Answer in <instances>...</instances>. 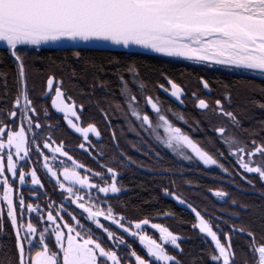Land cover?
I'll return each instance as SVG.
<instances>
[{"label": "snow or ice", "instance_id": "6c2138e0", "mask_svg": "<svg viewBox=\"0 0 264 264\" xmlns=\"http://www.w3.org/2000/svg\"><path fill=\"white\" fill-rule=\"evenodd\" d=\"M0 43L15 57L19 72V90L13 108L20 110V126L16 130H13L11 125L0 127V183L3 187L0 196V217L6 207L7 219L15 236L18 264H122L117 250L124 245V238L117 236L101 223L100 218L110 221L124 233L133 237L138 236L149 259L142 258L132 251L130 255L135 257L136 264L157 262L170 264L171 261H175V257L168 255L161 243H157L142 232L132 230H139L142 225H148L150 223L148 219L131 222L129 228L125 226L123 216L118 218V214L109 203V194L120 191L117 186L118 173L112 167H107L111 183L107 182L103 172L85 169V172H92V177L102 183L95 182L87 174L81 175L77 169L85 166L63 150L62 142L54 148L48 141L44 142L43 146L50 149L51 156H46L38 146L36 147V151L44 160L43 168L56 181L58 189L66 194L55 213L52 211L55 207L54 202L48 203L45 215L39 205L25 203L19 187L13 188L14 183L23 185L28 175L33 186L44 187L35 170L29 169L26 173L20 165V162L27 161L30 155L27 133L34 131L32 117L37 113L27 92L26 73L18 54L20 51L18 46L39 47L43 44H56L74 50L73 54L76 57L80 56L81 45L140 48L164 57H178L196 63H214L230 71L259 74L264 77V0H0ZM129 71L133 72L134 69L130 67ZM168 83L171 85L170 95L182 103V88L171 80ZM201 83L204 89H209L207 81L202 79ZM120 84V95L125 107L117 104L116 108L129 125L134 120L156 143L182 160L195 159L204 166H217L223 172H228V169L206 151L200 142L195 141L168 118L162 111L158 99L154 101L151 96L145 97L147 106L151 107L154 114V118L150 117L145 108L139 105L137 96L133 94L129 82L123 76L120 77ZM53 87L55 94L52 95L51 106L57 113H63L68 127L82 136L85 142L89 141L90 135L99 138L101 134L94 124L89 123L86 127L80 125L75 102H66V99L71 98H65L62 81L49 75L46 96L51 95ZM145 87L144 84H139L141 94ZM193 99L196 100L195 106L199 110L206 112L210 108L208 101L196 98L195 93ZM259 106L264 108V104ZM80 110H83L82 105ZM213 112L227 118L231 125L237 128L240 126L237 116L233 111L226 110L220 99L215 100ZM16 115L15 110L10 113L11 117ZM45 116L47 117V110ZM178 119L182 123H187L183 115ZM25 124L27 128L24 127ZM41 127L37 121L35 129ZM197 128L198 121L194 130ZM5 133L6 139L3 138ZM214 133L220 144L228 150V155L236 158L241 169L250 174H258L261 181H264V142L257 143L253 140L252 148L248 150L247 145L229 133L227 125L216 126ZM209 143L214 146L212 139ZM31 144H37L35 135L31 138ZM79 147L84 149L85 143H81ZM216 151L219 155H224L220 149ZM5 152L6 169L3 163ZM57 153L67 157L71 161V167H63L57 172L51 163L56 160ZM256 157L260 159L257 160ZM17 170L18 182L15 179L10 182L7 174L15 178ZM163 191L172 195L180 204L185 203L175 193H169L168 188H164ZM32 195L37 196L36 190H33ZM214 195L222 198L225 193L215 191ZM15 201H18L19 212ZM69 201L71 205L82 210L79 213L82 219L74 212L68 211L66 205ZM189 207L192 208L198 222L194 228H198L200 233H205L214 245L215 254L210 252V259L215 264L221 262L234 264V252L228 233L224 234V238L229 243H222L217 232L213 231L200 212L191 205ZM25 208L27 213L36 214L29 215L26 223ZM65 212L71 217L72 223L65 220L62 215ZM93 225L95 229L106 233L108 241L113 243L114 248L103 246L101 238L95 234ZM41 226L43 230H40ZM2 228L3 223L0 220V229ZM151 228L158 230L160 241L170 242L176 248L180 247L177 243L178 237L166 227L151 224ZM239 231L243 232L244 229ZM37 234L38 240L34 239ZM247 234L252 237L248 248L253 256V264H264V243H257L253 232L249 231ZM50 238H54L55 250L49 246ZM128 247L131 248V245ZM151 258H154V261ZM176 264L179 262L176 261Z\"/></svg>", "mask_w": 264, "mask_h": 264}, {"label": "trees", "instance_id": "16d2710c", "mask_svg": "<svg viewBox=\"0 0 264 264\" xmlns=\"http://www.w3.org/2000/svg\"><path fill=\"white\" fill-rule=\"evenodd\" d=\"M19 48L18 54L21 56L26 73L27 92L38 111V118L35 120L42 125L44 123L42 118L45 116L43 114L47 108L48 117L45 118L52 124L58 123L51 132V138L58 143L62 142L65 146L76 145L79 142V139L64 127L59 117L49 110L47 102L41 98L49 75L62 81L65 96L70 97L76 105L83 106L80 112L82 124L92 123L101 132L100 140L92 141L94 149L91 154L80 150L73 151V154L90 169L101 171L105 167H112L117 171L119 174L117 185L120 191L109 196V203L118 214V218L119 216L125 218L123 221L125 225L131 226V222L144 219L154 220L176 235L179 248L170 242L162 244L167 254L175 257V261H171L170 264H176V261L179 264H215L209 254L210 252L215 254L214 245L204 233L194 228L195 215L171 198L170 194H165L163 189L168 188L169 193H175L211 221L221 238L225 240L224 234L228 233L234 252V264H253V256L248 248L252 237L247 233L253 232L257 243H264V183L255 176L239 170L226 148L220 144L216 134L211 130L214 125L213 118L194 107L191 93L193 91L203 93L199 84L201 78L208 82L213 97H217L218 92L228 91L230 99H225V108L233 111L240 121L238 136L247 145H252L253 140L257 143L264 142V108L259 106L264 104V77L230 71L220 65L141 52L80 49V56L76 57L73 54L74 50L66 48ZM16 66L17 63L9 54L6 56L0 53V71L7 77L5 87L2 86L0 79V101L5 98L9 100L11 95L19 90L15 79ZM130 67L134 69L133 72L129 71ZM121 76L129 82V87L137 96L138 102H143L146 95H155L157 86L164 84L168 79L182 85L185 91L182 108L165 99L161 101V105L180 111L186 118L187 124L192 126V128L185 127L184 131L214 155L228 172H223L217 166H204L195 159L182 160L171 152H167L162 160L157 162V168H152L148 155H132L128 148L130 136L126 134L129 123L116 108L117 104L122 108L125 107L120 95ZM141 83L146 86L143 94L139 91ZM7 108L9 109V105ZM197 121L199 128L194 130ZM130 125L137 124L132 121ZM111 130L119 151L133 163L144 168L151 167L169 172L147 173L126 162L113 145ZM210 139L214 141V146L209 143ZM37 146L41 147L39 143ZM217 149H220L224 155H219ZM36 155L39 160L36 167L37 174L46 194L56 200L62 198L63 193L42 169L39 152ZM101 165L104 167L102 168ZM13 185L16 188L17 184ZM232 186L255 192L236 190ZM213 190L222 191L225 196L222 198L212 196ZM2 193L3 189L0 185V196ZM214 211L225 212L220 215L221 222L210 216ZM79 213H77L78 217ZM0 220L3 223V228L0 229V264H18L15 236L7 219L6 209ZM104 224L117 236L124 238V245L117 250L123 264H136L134 257L130 255L132 251L142 258L149 259L138 238L116 229L106 221ZM92 227L95 234L101 238L104 247L114 248L113 243L108 241L102 231ZM143 228L151 237L160 239V235L155 229H151V226L143 225ZM239 229L244 231L241 232ZM40 230H43L42 226ZM48 242L55 250L54 238H50ZM128 245H131V248ZM151 260L154 261L153 258Z\"/></svg>", "mask_w": 264, "mask_h": 264}, {"label": "flooded vegetation", "instance_id": "af4514ba", "mask_svg": "<svg viewBox=\"0 0 264 264\" xmlns=\"http://www.w3.org/2000/svg\"><path fill=\"white\" fill-rule=\"evenodd\" d=\"M0 53L4 54L7 56V54H9L12 58V60L16 62L15 58L11 55V53L7 50H5V47H0ZM17 69H14L15 70V79H16V83L18 82V76H19V72H18V65L16 66ZM0 79H1V83H2V86L5 87L6 86V75L2 73V71H0ZM171 80V79H168L164 84H160L157 86V93L155 95H147V96H151L153 98L154 101H156L158 99V102L159 104L161 105V101L163 99L173 103L170 99H168L161 91H160V86H164V87H168L167 85V82ZM46 83H47V80L45 82V88H46ZM200 84V83H199ZM182 86V85H181ZM201 87V85H200ZM45 88L43 90V93L41 95V98L44 99L46 102H47V105L49 106V110H51L57 117H59L60 121L63 123L64 127L70 132V130L66 127L64 121H63V117L61 115H58L56 114L51 106H50V101H51V98H52V95H54V91H55V88L53 87L52 91H51V95H48L47 97H43V94L45 92ZM210 88V87H209ZM202 89V87H201ZM184 90V88H183ZM211 90V89H210ZM63 91V90H62ZM202 92H203V98L206 99L209 103V105H213L215 106V100L216 99H219L217 97H213L212 96V91L210 94H206L204 92V90L202 89ZM64 93V92H63ZM18 95V91L16 90L12 95L11 97L9 98V100L7 98H5V100L3 101H0V127H3L5 125H11L13 130H16L19 126H20V110L19 108H16L14 109L13 108V104L15 102V99ZM65 96V94H64ZM146 96V97H147ZM184 96H185V91H184ZM183 96V98H184ZM67 96H65L66 98ZM182 98V99H183ZM192 98H193V94H192ZM196 98H199L197 97L196 95ZM201 98V97H200ZM8 101V102H7ZM66 101L68 103H72L70 101H68L66 99ZM195 103H196V100L194 99V107L196 108L195 106ZM212 103V104H211ZM174 104V103H173ZM9 105V109L7 108ZM175 105V104H174ZM76 111H77V114L80 116V106L76 105ZM34 107V106H33ZM178 107V106H177ZM35 108V107H34ZM144 108H145V111H147V113L150 115V117H152L154 114L151 110L148 109L147 107V104H146V99H145V103H144ZM36 109V108H35ZM197 109V108H196ZM16 111L17 112V115L15 117H11L10 116V113L12 111ZM45 110H47V117H48V109L45 108ZM198 110V109H197ZM200 111H203V110H200ZM36 113L37 115L32 117L33 119V132H29L27 133L28 137H29V142H30V155L29 157L27 158V161H30V162H27V161H22L20 162V165L24 168V171H29V169H33L37 172L36 170V167L38 166V163H39V160L37 158V151H36V147H37V144L36 145H32L31 144V138L33 137V135H35V139L37 141V143H39L40 145H42V142L43 140H47L49 139V136L51 137V132L55 129V127L58 125V123L56 124H52L49 122L48 119L45 118V116H43L42 120L44 121V123L42 124V127L40 129H35V123L37 122L35 119L38 118V111L36 109ZM29 115L31 116V110H29ZM45 115V113L43 114ZM55 120V118H54ZM80 125L82 127H86L87 125H84L82 124V121H81V117H80V121H79ZM96 126V125H95ZM178 126V125H176ZM25 128H27V125L25 124L24 125ZM97 127V126H96ZM180 127V126H179ZM98 128V127H97ZM127 135L130 136V140L128 139V148L130 150V152L132 153V155L134 156H138V155H148V158L150 159V161L152 162V168H157V162L161 161L162 160V157L167 153V152H170L168 151L166 148L162 147L160 144L156 143V142H151L147 136H145L146 134L144 132L141 131V129L139 128L138 125H129L127 126ZM100 132V131H99ZM72 133V132H70ZM73 134V133H72ZM101 134V132H100ZM74 135V134H73ZM4 136V135H3ZM76 136V135H75ZM78 139H79V142L76 144V145H68V146H65L64 145V148L65 150L70 154L72 155L76 160H78L80 163H82L81 160H79L74 154H73V151H77V150H80V151H83L85 153H88V154H91L92 153V150L94 149L93 148V142L94 140L98 141L100 140V137L97 138L95 136H89V141L85 142L84 141V138L82 137H78L76 136ZM110 137L113 141V145L115 147V149L117 150V152L124 158V160L128 163H130L131 165L137 167L138 169H140L139 167H142L144 168L143 166H140V165H137L135 163H133L131 161L130 158H127L125 157L118 149L116 143H115V138H114V133L113 131L111 130L110 131ZM145 138V139H144ZM147 138V140H146ZM52 139V138H51ZM54 140V139H53ZM139 141V142H138ZM81 143H85V148L84 149H81L79 147V145ZM35 146V148L33 147ZM34 151V153H33ZM36 152V154H35ZM177 157V156H176ZM178 158V157H177ZM43 161V160H42ZM41 161V163H42ZM176 161V160H175ZM82 165L85 166L86 169H90L88 166H86L85 164L82 163ZM159 166V165H158ZM107 167L104 168V170L106 169ZM149 169V168H147ZM82 171L80 172H83L84 174H87L89 175L90 177H92V172H98V170H92V172H86L85 173V170L81 168ZM153 173H156L158 171H160L159 169H150ZM103 171V170H101ZM163 171H167L169 172L168 170H163ZM117 172V171H116ZM170 173H176L175 171H170ZM119 175V174H118ZM19 176V170H17V174H16V178ZM38 176V174H37ZM39 177V176H38ZM92 179H94L95 182H98V180H95V177H92ZM17 180V179H15ZM12 180H10L11 182ZM54 182V181H53ZM55 183V182H54ZM2 183H0L1 185ZM14 184H17L16 187H19L20 188V191H21V194L23 195V197L25 198L26 202H40L41 205L44 206V208L48 209V203H53L54 204H61V201L63 200V197L64 195L66 194H63V197L56 200V199H53L51 197V195L49 194H46L45 190L42 188L41 190L37 189L36 187L34 186H31L27 183H24L23 185H18V183H14ZM56 184V183H55ZM2 186V185H1ZM13 188H14V185H13ZM232 188L236 189V190H240V191H244V192H255L254 190H246V189H241L239 188L238 186H232ZM15 189V188H14ZM33 190H36L37 192V196L36 198L33 197L32 195V192ZM43 190V191H42ZM59 190V189H58ZM61 191V190H60ZM217 191V190H213L212 191V196L214 195V192ZM222 192V191H221ZM215 196V195H214ZM15 203H17L15 201ZM16 206L18 207V205L16 204ZM66 207L68 208L69 211H72L74 212V214H77L78 212H81L82 210L80 209H77L75 205H71L70 201L68 202V204L66 205ZM6 209V207H5ZM53 210V209H52ZM225 214V212H222V211H214V212H211L210 213V216L214 219V220H217L219 222L222 221V215ZM221 215V216H220ZM65 220L67 222H70V218L67 216V219L66 216H64ZM101 221H104L102 218H100ZM105 222V221H104ZM107 222V221H106ZM226 242V240H225Z\"/></svg>", "mask_w": 264, "mask_h": 264}, {"label": "rangeland", "instance_id": "374dc122", "mask_svg": "<svg viewBox=\"0 0 264 264\" xmlns=\"http://www.w3.org/2000/svg\"><path fill=\"white\" fill-rule=\"evenodd\" d=\"M183 60H185V59H183ZM209 64H213V63H209ZM214 65H216V64H214ZM217 66H219V65H217ZM254 75H257V76H260L259 74H254ZM189 89V88H188ZM193 93H195L196 95H197V97H201V98H203V93H196V92H192L191 93V96H192V94ZM229 92L228 91H221V92H218V94H217V97L221 100V102H222V105L225 107V99H226V97H229ZM147 96V95H146ZM145 96V97H146ZM145 97H144V100H143V102H139V105L140 106H142V107H144V103H145ZM66 98H68V97H66ZM68 101H70V102H72V99H70V100H68ZM193 101H194V99H193ZM212 104V103H211ZM184 106V105H183ZM214 107L215 106H213V105H210V108L205 112V114H206V116H209V117H212L213 118V120H214V125L212 126V128H211V130L213 131V133H214V128L216 127V126H223V125H227L228 126V129H229V133L230 134H232L233 136H235L242 144H244V145H247L244 141H242V139L238 136V134H237V127H235V126H233V125H231L228 121H227V118H225V117H222V116H220V115H217V114H214V112H213V109H214ZM161 109H162V111L168 116V118L170 119V120H172L173 121V123L174 124H176V125H178V126H180L183 130H185V127H187V128H192V126H190L189 124H185V123H182V122H180L179 121V119H178V117L180 116V115H183L180 111H178V110H176V109H173V108H171V107H169V106H162L161 105ZM226 109V108H225ZM175 114V115H174ZM153 118H154V115L152 116ZM134 121V120H133ZM142 132H144L143 130H141ZM145 133V132H144ZM146 134V133H145ZM145 136H147L149 139H151L150 141L153 143V142H155L148 134H146ZM3 138L4 139H6L7 138V136H6V133L4 134V136H3ZM145 139V138H144ZM146 140H147V138H146ZM45 141H48L49 142V144L51 145V147L52 148H54V147H56V146H59V145H61V143H58V142H56V141H54L53 139H47V140H43V142H42V145H41V147H39V149H40V151H42L46 156H51L52 155V153H51V151H50V149H46V148H44V142ZM247 147H248V150H251V148H252V145H247ZM63 150L64 151H66L65 150V148H64V145H63ZM227 150V149H226ZM169 151V150H168ZM67 152V151H66ZM68 153V152H67ZM227 153H228V150H227ZM69 154V153H68ZM23 155V154H22ZM40 155V154H39ZM70 155V154H69ZM189 155H191V153H189ZM70 156H72V155H70ZM41 157V156H40ZM73 157V156H72ZM231 157V156H230ZM232 159H233V161L236 163V165L238 166V168H239V170L240 171H242V172H244V173H246V174H248V175H252V176H255L259 181H261V179L259 178V175L258 174H255V173H252V174H250V173H247L246 171H244L243 169H241L240 168V166H239V164L236 162V158L235 157H231ZM73 159H75L74 157H73ZM256 159L257 160H259L260 158L259 157H256ZM40 160L42 161L43 160V158L41 157L40 158ZM76 160V159H75ZM79 164H82V163H80L78 160H76ZM187 161V160H186ZM198 161V160H197ZM22 162V161H21ZM198 162H200V161H198ZM3 163H4V165H5V169H6V166H7V158H6V152H5V154H4V160H3ZM52 163V166L57 170V172H59L63 167H71V161H69L68 159H67V157H64V156H60V154L59 153H57L56 154V160L54 161V162H51ZM201 163V162H200ZM43 164H44V160L42 161V163L40 164L41 165V167H42V169H44L43 168ZM202 164V163H201ZM82 169H86V168H82ZM46 172H47V170L46 169H44ZM77 171H82L81 170V168L80 169H77ZM26 172V171H25ZM28 172V171H27ZM26 172V173H27ZM98 172H103V173H105V176H106V179H107V182L108 183H111L112 182V180H111V176L110 175H107V168L105 169V170H103V171H98ZM81 173V175H84V173L83 172H80ZM86 173V172H85ZM48 174V173H47ZM8 175V178H9V180H13V179H17L16 181L18 182V180H19V176L16 178H13L10 174H7ZM49 176V175H48ZM50 177V176H49ZM39 178V177H38ZM51 178V177H50ZM52 179V178H51ZM60 179L61 180H63V178L62 177H60ZM53 180V179H52ZM94 180V179H93ZM95 180H96V178H95ZM55 183H56V181L55 180H53ZM261 182H263L264 183V181H261ZM25 183H27V184H29V185H31V186H33L32 184H31V177H30V175H28L27 177H26V182ZM98 183H102V181H98ZM2 185V184H1ZM19 185V184H18ZM57 185V184H56ZM118 186V185H117ZM34 187H36L37 189H39V190H41L42 188H40L39 186H34ZM58 187V186H57ZM2 189H3V187H2ZM43 191V190H42ZM117 194V193H116ZM110 195H114V194H109V196ZM170 197L171 198H173L174 200H176L178 203H179V201L177 200V199H175L172 195H170ZM182 199V198H181ZM184 200V199H183ZM185 201V200H184ZM17 203V205H18V207H17V209H18V211H19V204H18V201H16ZM25 203L27 204V203H29V202H26V200H25ZM30 203H33V205L35 206V205H39V207H40V209L45 213V215H46V213H47V211H48V209H46V208H44V206L43 205H41V203L40 202H30ZM185 207H187L191 212H192V208L191 207H189V204L185 201V203L183 204ZM60 206V204L59 203H57V204H55V207H53V213H55V211H56V208L57 207H59ZM69 211V210H68ZM198 211V210H197ZM72 212V211H71ZM193 213V212H192ZM194 215H195V213H193ZM201 214V213H200ZM29 215H31V216H36V214L35 213H32V214H29V213H27V209L25 208V223L27 222V220H28V217H29ZM62 215L63 216H66V218H67V212H65V213H62ZM201 216H202V218L205 220V221H207L208 223H209V225H210V227H212V229H213V231H215L216 232V227L214 226V225H212V223H211V221H209V220H207L202 214H201ZM69 218H70V222L69 223H72V220H71V217L70 216H68ZM79 218V217H78ZM68 219V218H67ZM69 220V219H68ZM150 223L148 224V225H146V226H151V224H159L157 221H154V220H150L149 221ZM101 223H103L104 224V222H102L101 221ZM196 223H198L197 222V220H196ZM160 225V224H159ZM94 226V225H93ZM106 226V225H105ZM126 227H129V228H131V226H128V225H125ZM95 227V226H94ZM152 229V228H151ZM98 230H100V229H98ZM133 231H139V232H142V233H144L145 235H147L148 237H150V238H152V239H154V240H156L157 241V243H161V244H169V242H162V241H160V239H155V238H153V237H151L148 233H147V231L143 228V225H142V227H141V229H139V230H135V229H132ZM66 231V230H65ZM100 231H102V230H100ZM157 231V233H158V235H160L159 234V232H158V230H156ZM205 234V233H204ZM104 235L107 237V235H106V233H104ZM206 235V234H205ZM218 235V238L221 240V242L222 243H225V240L223 239V238H221L220 236H219V234H217ZM207 236V235H206ZM136 238H138V236L136 237ZM160 238V237H159ZM209 238V237H208ZM34 239H36V240H38V234H37V236L34 238ZM139 239V238H138ZM210 239V238H209ZM210 241H211V239H210ZM226 244V243H225ZM146 251V250H145ZM134 259H135V257H134ZM154 259V258H153ZM222 263V262H221ZM123 264V263H122Z\"/></svg>", "mask_w": 264, "mask_h": 264}, {"label": "water", "instance_id": "95a60500", "mask_svg": "<svg viewBox=\"0 0 264 264\" xmlns=\"http://www.w3.org/2000/svg\"><path fill=\"white\" fill-rule=\"evenodd\" d=\"M0 47H5L2 43H0ZM18 47H35V46H18ZM36 48H65V47H61V46H58V45H56V44H43V45H41V46H39V47H36ZM80 49H108V50H119V51H127V52H141V53H146V54H151V55H158V56H160L159 54H155V53H152V52H150V51H148V50H144V49H140V48H132V49H123V48H120V47H116V46H113V45H89V46H87V47H84L83 45H81L80 46ZM164 57V56H163ZM15 58V57H14ZM169 58H178V57H169ZM178 59H183V58H178ZM214 64V63H213ZM201 80H202V78L199 80V83H200V85H201V87H202V89L204 90V92L206 93V94H210L211 93V90H210V88L209 89H204L203 88V84L201 83ZM204 80V79H203ZM172 81V80H171ZM172 82H174V81H172ZM175 84H177L179 87H181L182 88V90H183V87L180 85V84H178V83H176V82H174ZM167 85H168V87H164V86H160V91L168 98V99H170L176 106H178V107H180V108H182L183 107V105H184V103L182 102L181 103V101H177L176 100V98L175 97H172L171 95H170V92H171V85L167 82ZM46 90H47V83H46V88H45V92H44V94H43V97H47L46 95H45V93H46ZM165 90H167V91H165ZM51 91H52V89H51ZM55 92V91H54ZM55 94V93H54ZM183 96H184V90H183V95H182V98H183ZM182 101H183V99H182ZM67 102V101H66ZM146 104H147V101H146ZM195 105H196V103H195ZM50 106H51V101H50ZM148 107V109L149 110H151L152 111V109H151V107L150 106H147ZM51 108H52V106H51ZM198 109V108H197ZM52 110L56 113V114H58V115H61L62 117H63V113H57L56 111H55V109H53L52 108ZM199 110V109H198ZM73 120L75 121V118H73ZM63 121H64V123H65V125H66V127L70 130V132H72L74 135H76V136H78V137H82V136H80L79 134H77V133H75L74 132V130H72V129H70L69 127H68V125H67V122L64 120V117H63ZM83 138V137H82ZM140 169H142L143 171H145V172H147V173H153L151 170H149V169H147V168H142V167H139ZM164 172H167V171H163V170H160V171H158V172H156V173H164ZM34 197V196H33ZM34 198H36V196L34 197ZM103 219V218H102ZM110 225H112L113 227H115L116 229H118V230H120V231H123L122 229H120V228H118L116 225H114V224H111V222L110 221H107ZM226 243H229V241H226Z\"/></svg>", "mask_w": 264, "mask_h": 264}]
</instances>
